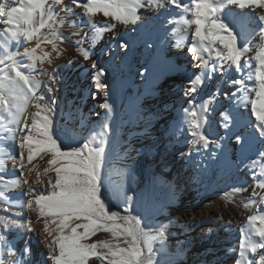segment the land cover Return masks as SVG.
Masks as SVG:
<instances>
[{"label":"snow or ice","instance_id":"obj_1","mask_svg":"<svg viewBox=\"0 0 264 264\" xmlns=\"http://www.w3.org/2000/svg\"><path fill=\"white\" fill-rule=\"evenodd\" d=\"M168 6L190 13V18L181 14L169 23L177 25L172 29L173 33L181 29L191 30L192 42L187 46V52L195 68L201 70L188 81L190 86L184 90L185 97L196 93L205 77L211 81L218 74L224 80L232 70L238 74L237 78L227 80L228 86L235 90L224 92L223 98L235 102L237 108L241 104L245 108L250 105L255 123L249 121L247 127L255 132L247 138L235 134L241 156L250 161V166L245 165L243 158L232 161L231 166L237 170L248 167L252 179L251 195L258 197L259 204L264 205V165L258 172L254 170L259 162L264 161V0H190V5L181 0H70V3L65 0H0V25L4 26L0 31V113L6 114L9 124L17 126L6 129L8 135L0 137V141H15L20 135L18 158L9 154L13 168L20 169V177L25 176V153L28 163L39 155L42 160L47 157L48 165L43 170V175L48 176L46 191H37L26 178L4 181L0 177V199L6 204L9 202L7 189L29 185L23 195L30 199L27 204L21 202L19 207L36 212L37 220L42 219L43 223L42 239L38 242L43 245V250L39 260L33 261L31 246L25 243L18 248L15 242L16 236L22 238L25 230L35 234L32 221L0 215V264H162L157 253L164 249L166 226L140 212L150 202L149 193L146 190L137 193L126 185L127 180L134 178L131 167L121 173L119 185L111 181L114 130L109 120L113 119L114 105L109 102L108 85L101 82L107 70L95 60L91 61L94 86L105 96L104 102L96 107L105 110V115L99 122H93L90 134L82 137V143L77 141L75 144L57 132L53 117L59 101L55 95L45 98L40 91L42 82L33 77L32 71L36 70L38 61L41 64L50 61V54L41 45H51L59 54L57 42L63 43L65 37L58 29L70 14L76 19L68 22L78 27L85 23L91 26L95 39L105 31L117 29L118 25L125 29L131 25L134 31L138 22H142L139 9L147 8L158 14ZM74 8L79 10V15ZM233 9H250L251 15L246 20ZM98 14L107 18L102 28L96 26L94 18ZM257 23L258 31L252 28L249 33L252 38L241 46L236 28ZM72 35L80 37L78 45L88 38L86 32L79 30ZM21 40H35L36 45L19 51ZM13 43L17 48L15 51L9 47ZM119 48L127 50L128 42L121 40ZM77 51L85 61L90 60L88 50L78 47ZM38 52L42 54L38 55ZM25 58L30 61L27 65L21 62ZM25 68L30 71L26 72ZM49 81L43 86L47 93L53 94L56 89L52 85L59 83L55 73ZM218 94L219 88L200 104L195 103V98L188 99L182 118L178 117L177 126L169 130L170 135H176L177 128L187 126L190 139L184 141L188 150L180 152L183 159L188 160L193 154L216 158L217 150H225L223 137L213 139L204 131L208 123L205 114L214 111L212 105ZM92 98L95 100V94ZM33 100L37 110L28 112V105ZM220 116L223 117L222 127L227 130L233 120L226 111H221ZM248 154H254L255 159ZM4 166L5 160L0 159V169ZM32 171L30 168L29 173ZM49 173H54V178ZM40 176L41 173L37 172L33 183L42 184ZM248 187L247 181L232 187L225 193V198L246 192ZM249 206L245 205L246 208ZM114 208L121 209L123 214ZM99 232L110 234V238L92 240ZM156 241L160 242V249L153 247ZM261 250H264V212H257L247 217V228L241 230L234 264H264Z\"/></svg>","mask_w":264,"mask_h":264},{"label":"rangeland","instance_id":"obj_2","mask_svg":"<svg viewBox=\"0 0 264 264\" xmlns=\"http://www.w3.org/2000/svg\"><path fill=\"white\" fill-rule=\"evenodd\" d=\"M66 1L69 2L70 0ZM74 29L66 17V22L60 25L58 32L65 37L66 32H71L72 34ZM43 31L46 32L47 30L45 29ZM64 41L63 43L57 42L59 54L53 51L51 45H41L43 50L50 54V61L45 60L42 64L39 61L37 62V71L33 76L42 82L41 88L44 82L43 78H46L51 72L55 73L56 80L59 81L62 79L60 75L61 67H64L62 59L69 48ZM34 43L36 45V41ZM239 43L242 46V42L239 41ZM9 47L10 50L13 48L14 51L15 48L12 45ZM85 50L90 52V58L95 53L94 48H85ZM175 50L177 53H181L187 57L182 61L183 69L174 71V79H177V81L175 80L172 86L176 85L181 88L185 86L189 87L188 81L194 79L201 70L195 68L192 57L187 50H180L179 47H176ZM41 54L38 52V55ZM107 57L114 59L111 55ZM174 65L179 66L176 60ZM77 66L78 68L82 66V69L79 70L76 68L75 71L78 72H74L72 82L66 83L64 81L65 87L62 89L59 81V83L52 85L56 91L53 94L48 93L49 95H47V99L50 95H55L59 101L56 106V114L53 117L57 132L66 140L72 139L74 144L77 141L82 143V137H87L90 134V127L93 122H99L105 115V110L96 107V97L98 98V103L104 102L105 97L98 95L93 100L92 96L97 91L95 86L94 90L92 89L93 91L83 86L86 80L85 77H88L94 85L92 80L94 72L83 68L85 66L82 64H78ZM100 66L107 70L106 75L101 77V82L108 85L109 102L111 101L110 103L114 105L113 119L109 120L114 130L111 142L114 149L110 165L111 181L113 184L119 185L122 179L121 173L127 167H131L134 170V178L127 180L126 185H130L137 193L145 190L149 193L150 202L147 206L140 209L141 214L146 218L166 226L164 249L158 251L157 258L161 260L162 264H227V261L221 258L217 248H204L201 252L202 254L193 251L191 242L197 230L184 224L183 212L187 211L189 207H202L221 201L234 202L238 198L240 193L230 196L227 199L225 198V193L229 192L232 187L241 186L245 181L247 183L249 181L247 177H241L239 170L231 166L232 161L236 159L233 152H229L230 149L228 150L227 143L222 141L225 150H217L218 154L216 158H210L207 154H193L190 159H183L180 156V152H186L188 150V145L184 141L186 138L190 139L187 136V126L184 125L182 128H177L176 135H170L169 133L170 129L177 126V118H182L183 110L181 114L179 113L180 115L177 116L176 120L172 121L170 129L163 138V141L154 142L153 136L156 134L157 118L153 117L154 115L148 111L150 92L147 91V87L142 85V82L137 79L133 80L130 84L126 82V78L123 76L116 79L113 76V72L117 68L116 63L111 62V65L104 63L100 64ZM136 68L135 78H138L140 77V68L137 66ZM114 84L117 87L116 90H114ZM159 84L162 86L163 81L161 80ZM220 91L223 92V88ZM222 92L219 93L220 101L221 98L223 99ZM96 93L104 94L103 92ZM196 93H200L197 95V101L195 100L199 104L209 97V94L204 91V84L198 86ZM216 102L217 100L212 105L214 111L205 114L208 123L205 125L204 131L213 139H219L218 136L222 137L226 133L230 135L238 127L234 119L233 110L226 111L233 122L227 130L222 127L223 117L220 116V112L225 110L218 108ZM95 112L100 115H96ZM221 133L223 134L220 135ZM170 150L178 151L177 153L179 155L177 158L173 155H168ZM4 160L5 164H7L6 159ZM46 160L47 157L42 160L38 155L31 163H28V166H30L29 169H33L32 174H35V177L37 172L41 173L40 179L43 183H38V191L47 190L48 176L43 175L44 168L48 167ZM175 160L177 161L173 163ZM259 165H264V161L259 162ZM15 175V179L17 176H20L19 171ZM48 175L54 178V173H49ZM248 190H251L250 186ZM254 200L251 198L245 200L251 207L250 215L256 214L257 212H264V208H259L260 204L257 199L255 203H252ZM113 210L121 209L114 208ZM33 213L37 225L42 229V219L37 220L36 212L33 211ZM121 214H123L122 210ZM207 226L202 225L201 234L203 236L209 232V227ZM109 238L110 234L99 232L91 239ZM254 239H258V237H254ZM153 247L160 249V242H154ZM261 251L264 252V250Z\"/></svg>","mask_w":264,"mask_h":264},{"label":"bare ground","instance_id":"obj_3","mask_svg":"<svg viewBox=\"0 0 264 264\" xmlns=\"http://www.w3.org/2000/svg\"><path fill=\"white\" fill-rule=\"evenodd\" d=\"M65 2L70 3V1L67 2L66 0ZM181 2L188 3L190 5V0H181ZM232 11L236 14L243 15L246 20H248L251 15L250 9H233ZM74 12L79 15V10L74 8ZM138 14L141 15L142 22H138V25L135 27L134 31L131 30L133 27L131 25H129L127 29L118 25L117 29H114L111 32L105 31L95 39H93L95 33L91 26L85 23L83 27H78L75 23H69L75 28L74 31L79 30L82 33L86 32L88 34V38L83 44L78 45L77 40H79L80 37L73 36L71 32H66L64 42L69 48L62 59L64 67H61L60 75L62 79L59 81L61 84L60 86L62 89H64V81H66V83L73 81V75L74 72H76V68H78V64H82L85 66L83 68H87L88 70L94 72V70L91 69L92 60H95L99 66L100 64L104 63L107 65H111V62L116 63L117 68L113 72V76H115L116 79H119L123 76L126 78V82L129 84L133 80H140L142 85H145L147 87V91L150 92L148 111L154 115L153 117L157 118L155 129L156 134L153 137L154 142H158L163 141V138L167 135V132L170 129L172 121H175L177 116L181 114L183 108L188 106L187 100L193 98L196 100L197 95L200 94L195 93L194 95L185 97L184 90L187 88L186 86L183 88L176 85L172 86L175 80L177 81V79H174V71L183 69L182 61L187 57L186 55L184 56L181 53H177L175 49L176 47H179L180 50L186 51L187 46L192 42V37L191 30L181 29L178 33H173L172 29L177 27V25L175 23H169V21H174L181 14L190 18V13H182L181 10L176 9L173 6H168L165 10H161L158 14L147 8L139 9ZM37 19H39V17H37ZM67 19L68 21H71L75 20L76 17L70 14ZM94 19L96 21V26L102 28L107 18H104L102 14H98ZM3 27V25H0V31L3 30ZM258 27V23L250 24L243 28L237 27L236 31L238 33V41L242 42L243 45V43L252 38L249 35L251 29L256 28L258 31ZM252 35L254 36L255 34L253 33ZM121 40L128 42L129 48L127 50H122L119 48V42ZM0 42H2V37H0ZM34 42L35 40L31 42L21 40L19 51H23L24 47H35ZM11 45L15 48L14 51L17 50L14 43ZM78 47H83L84 49L94 48L95 53L93 56H91L90 60L85 61L79 55V52L77 51ZM251 54L254 53H250L249 55ZM108 55H111V57L113 56L114 59L108 58ZM175 60L179 66L174 65ZM69 61H72L71 65H69ZM21 62L25 65L30 63L27 58L23 59ZM126 66L128 70L126 69ZM136 66L140 68V77L138 78H135V74L137 72ZM78 69H82V66H79ZM25 71H30V69L25 68ZM36 71L37 69L32 71L33 76L36 74ZM142 72L144 73L143 75H141ZM52 73L53 72L49 73L48 76L46 75L47 77L45 76L46 78H43V85L45 82H50L49 77L52 76ZM237 77L238 74L235 70L228 72L227 78L224 80H222L218 74L215 75L211 81H208L205 77L203 83L204 91H206L209 96L212 95L217 88H219V90L223 88V92L220 91L222 92L221 94L224 92H232L235 90V88L228 86L227 80L235 79ZM85 78L86 80L83 83V86L88 88V90H94V85L92 84L91 80L88 77ZM161 80L163 81L162 86L159 84ZM247 83L251 84V82ZM111 86L113 85L111 84ZM116 88L117 87H115L114 84V90H116ZM40 91L45 94V98L47 99V95L49 94L47 93V90L44 88V86H42ZM96 92H94L95 97L98 95L104 96V94H97ZM96 100V104L98 105L99 101L97 97ZM216 103L218 108H221L225 111H234V119L237 122L238 127H236L235 132L230 135L227 133H224L225 135H222L223 133H221L220 135H222L224 138L223 141L227 143L228 150L230 149L229 152H233V155L236 159L243 158L245 160V165L250 166V161L247 158L241 156V149L235 142V134H242L247 138L253 132H255V129L247 127L249 121L255 123L254 118L251 117L250 105L245 108L243 104H241V106L237 108L236 103L233 101H228L224 98H221L220 101V94L217 96ZM196 104H199V102ZM27 110L28 112H35L37 110L35 108V100H33L32 103L28 105ZM22 125L23 120L21 121L20 127H22ZM16 127V125L8 123L6 114L0 113V137L8 135L6 129ZM218 138H220V136H218ZM19 142V134L16 136L15 141L10 139L6 141H0V149H3V152H0V159H6L7 162L4 168L0 169V177H2L4 181L15 179V174L18 173V171L20 173L19 168H13L12 160L9 158V154H15L18 158ZM13 145H15V147H13ZM177 152L178 151L170 150L168 155H173L177 158L179 155ZM248 156H251L252 159H255L254 154L253 156L252 154H248ZM176 161L177 160L173 161V163ZM29 167L30 166H28L25 153V168L23 171L26 174L24 177L17 176V178H26L29 181V184H31L38 191V183H33V181L36 180L35 174L33 175L32 172L29 173ZM259 168L260 165L258 163L256 169L254 170L258 172ZM239 174L241 177H247L249 180L247 184L248 186H251V172L249 171L248 167L242 166L239 170ZM28 186L29 185L22 184L16 189H7L6 195L9 196V202L6 204L2 199H0V214L14 218H26L32 221V227L36 229L35 234L28 233L25 230L22 234V238L19 235L16 236L15 242L17 243L18 248H22L25 243L30 245L33 251V261H38L40 253L43 250V245L38 243L42 239L40 236V231L42 229H40L37 225L33 211L21 209L19 207L21 202L27 204L28 200L30 199L29 196L23 195ZM250 198L253 200H258L257 197H252L251 190H248L247 192L240 193L234 202L221 201L213 204H207L206 206L202 207L187 208V211L183 212V222L186 226L197 230L191 242V246L194 249L193 251L201 253L204 248H217L220 252L221 258L227 261V264H234V259L237 257L239 251L241 230L246 228L247 217L251 213V207H245L247 204L245 200H249ZM260 207L264 208V205L260 204L259 208ZM6 208L7 211H5ZM21 213L23 214L22 217L20 215ZM202 225H208L207 227L211 229V231L205 236L201 234Z\"/></svg>","mask_w":264,"mask_h":264}]
</instances>
